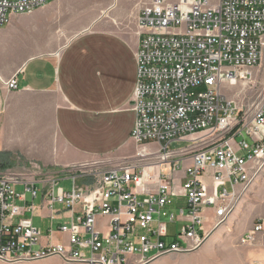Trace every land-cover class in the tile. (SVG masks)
Here are the masks:
<instances>
[{"label": "built area", "instance_id": "2783aa9c", "mask_svg": "<svg viewBox=\"0 0 264 264\" xmlns=\"http://www.w3.org/2000/svg\"><path fill=\"white\" fill-rule=\"evenodd\" d=\"M48 1L0 0V26ZM136 26V152L115 167L78 173L93 179L90 188L75 175L64 190L55 186L67 177L29 180L22 170H0V261L149 264L195 252L264 169V96L240 113L219 91L223 82L252 79L264 47V0H141ZM1 88L15 90L16 77L0 76ZM3 105L0 97V113ZM177 140L190 145L171 149ZM27 193L40 205L28 203ZM36 209L42 219L68 221L50 224L43 236L25 216ZM55 230L64 235L57 243ZM263 235L258 219L239 244L252 246Z\"/></svg>", "mask_w": 264, "mask_h": 264}, {"label": "crops", "instance_id": "0c3cea01", "mask_svg": "<svg viewBox=\"0 0 264 264\" xmlns=\"http://www.w3.org/2000/svg\"><path fill=\"white\" fill-rule=\"evenodd\" d=\"M99 2L50 0L29 14L11 15L0 27V76H15L17 83L15 90L0 89L4 104L0 113V170H9L11 160L6 152L12 149L29 154L32 158L26 164L38 168L33 173L50 178L70 165L95 162L99 158L95 156L122 159L134 148L136 152L138 145L131 136L134 116L127 106L136 83L138 10L128 25L123 4L109 5L114 10L112 17H107L106 12L98 14ZM86 7L89 11L83 14ZM123 48L128 50V60L120 58ZM71 121L78 123L80 130L109 125L113 133L102 149L89 150L90 156L78 150L69 152ZM151 143L157 145H146ZM91 145H99L98 139ZM27 179L31 180L30 176ZM244 197L226 221L239 236L248 227L247 223L237 225L246 214ZM25 199L28 202L27 196ZM39 212L36 209L33 214ZM210 243L212 248L215 240ZM225 243L222 246L230 248V243ZM249 247L247 256L264 262V235Z\"/></svg>", "mask_w": 264, "mask_h": 264}, {"label": "rangeland", "instance_id": "374dc122", "mask_svg": "<svg viewBox=\"0 0 264 264\" xmlns=\"http://www.w3.org/2000/svg\"><path fill=\"white\" fill-rule=\"evenodd\" d=\"M93 1V0H91ZM118 3L123 4L122 13L123 16L127 18L128 25L130 22L133 21V15L135 14L136 10H138V3L139 0H100L98 4V14H100L101 11L106 12L107 17H112V13L114 8H109L111 5L116 7ZM110 5V6H109ZM92 8H94L92 6ZM105 9V10H104ZM89 11L88 7L84 9L82 12L83 14H86ZM85 16V15H84ZM4 26V25H3ZM0 26V27H3ZM135 34L137 36V26L135 30ZM133 53V52H132ZM120 58L124 60H128L130 58V55L128 54V50L126 48H123L120 51ZM133 58V56H132ZM203 86H197L195 88H191V90L197 91L202 89ZM134 90V89H133ZM221 95L224 97V99L231 103V105L235 106L240 113L243 111H247L250 109L251 105L258 100H260L264 96V47L261 52V57L257 63V65L253 68V76L250 81H238L234 84H229L227 82H223L220 85L219 89ZM133 92L130 97V102L127 106V110L134 116L133 111ZM103 117V116H102ZM78 123H74L71 121V125L69 126L68 132H67V138L69 139L70 143V151L72 150H78L80 153H83L85 155L90 156L89 150H95L99 151L104 147L110 140V133L112 135L113 131L109 125L105 126H99L97 129H89V130H80L78 129ZM98 139L99 145L92 146L91 142L94 139ZM133 140V139H132ZM134 142V140H133ZM135 143V142H134ZM190 145V141L188 140H177L170 144L171 149H180L184 148ZM156 145L153 143L150 144V148H155ZM86 148V152H83L81 150H84ZM33 149V147H32ZM128 149V147H127ZM126 149V150H127ZM28 151L32 152V150ZM135 153V148L133 151H129L127 156L122 159H117L114 155H105V156H95L94 158H98L95 162L100 165V167H94V166H79L82 163L74 164L76 165L75 168H70V166L63 171L62 174L48 177L50 179H55V181L59 180L57 185L63 187L64 190H70L72 187V177L71 175L76 176V184L79 186H84L87 188H90L92 185L93 179H87L84 180L77 176L80 172L90 171V170H105L110 167H115L121 162H125L127 160H130L132 156ZM7 155H9L11 160V165L8 169L14 170L16 168L17 171H25L31 178V180H38L40 177H45L39 174L33 173L35 169L33 164H26V160H29V158H32L31 156H28L26 152L20 150V149H12L11 152H6ZM70 154V153H69ZM69 154L67 156L69 157ZM74 154V153H71ZM17 157L23 159L19 160ZM94 161L90 162H83V163H92ZM32 163V162H30ZM26 164V165H25ZM98 165V166H99ZM91 167V168H89ZM29 176H27L29 178ZM178 184L176 185V187ZM37 187H40V184H37ZM18 192H23V187L18 186L16 188ZM28 202H31V198L29 194H26ZM246 197V214L243 215V219L241 218V221L238 222L237 225H245L244 223H247L248 228L252 226V224L258 220L261 219L264 222V169L258 174V176L253 180L252 184L249 186L248 191L243 195V197ZM244 197V198H245ZM34 205L39 206L40 205V197L35 198L32 200ZM176 202L178 205L184 204V198L178 197L176 199ZM54 210L60 209V205H54ZM40 213V212H39ZM208 213H210L208 211ZM26 216L32 217V222L34 226L41 229V235L46 236L47 235V227L53 223L54 227L57 225V223H62L63 221L67 222L68 220H50L48 219H42L39 217V215L36 213L31 215L30 213H27ZM240 223V224H239ZM231 222H225L222 226H219L216 228L211 236L208 238V241H206L202 247H200L197 251L187 253V254H172V255H166L164 257H161L149 264H250L253 259L249 258L247 256V250L250 249L249 246H243L239 244V233L237 232V229L230 227ZM174 227V225H173ZM230 227V228H227ZM173 229V228H172ZM246 229V230H247ZM54 239L53 242L57 243L60 241V239H64V235H61L57 230L53 232ZM211 240H215V244L212 246V248H209V245L211 244ZM260 241V239H259ZM225 242L230 243V248H225L222 246ZM226 244V243H225ZM223 247V248H221ZM257 259V258H255ZM258 261V260H255ZM0 264H62L58 259L56 258H50L46 260L41 261H35V262H20V263H8V262H2L0 261Z\"/></svg>", "mask_w": 264, "mask_h": 264}, {"label": "bare ground", "instance_id": "6f19581e", "mask_svg": "<svg viewBox=\"0 0 264 264\" xmlns=\"http://www.w3.org/2000/svg\"><path fill=\"white\" fill-rule=\"evenodd\" d=\"M232 84H234V83H232ZM32 145V144H31ZM33 146H34V144H33Z\"/></svg>", "mask_w": 264, "mask_h": 264}]
</instances>
